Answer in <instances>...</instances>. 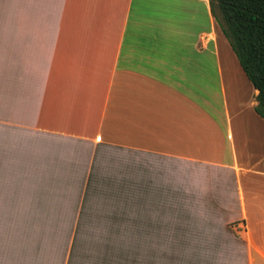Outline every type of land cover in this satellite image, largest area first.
Masks as SVG:
<instances>
[{
  "label": "crops",
  "instance_id": "obj_1",
  "mask_svg": "<svg viewBox=\"0 0 264 264\" xmlns=\"http://www.w3.org/2000/svg\"><path fill=\"white\" fill-rule=\"evenodd\" d=\"M257 94L209 0H0V264H264Z\"/></svg>",
  "mask_w": 264,
  "mask_h": 264
},
{
  "label": "trees",
  "instance_id": "obj_2",
  "mask_svg": "<svg viewBox=\"0 0 264 264\" xmlns=\"http://www.w3.org/2000/svg\"><path fill=\"white\" fill-rule=\"evenodd\" d=\"M211 13L255 89L264 119V0H209Z\"/></svg>",
  "mask_w": 264,
  "mask_h": 264
},
{
  "label": "rangeland",
  "instance_id": "obj_3",
  "mask_svg": "<svg viewBox=\"0 0 264 264\" xmlns=\"http://www.w3.org/2000/svg\"><path fill=\"white\" fill-rule=\"evenodd\" d=\"M176 248H177V246H176ZM168 264H171V261H168Z\"/></svg>",
  "mask_w": 264,
  "mask_h": 264
}]
</instances>
